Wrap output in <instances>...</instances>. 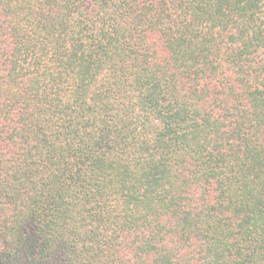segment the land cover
<instances>
[{
  "label": "trees",
  "instance_id": "1",
  "mask_svg": "<svg viewBox=\"0 0 264 264\" xmlns=\"http://www.w3.org/2000/svg\"><path fill=\"white\" fill-rule=\"evenodd\" d=\"M0 264H264V0H0Z\"/></svg>",
  "mask_w": 264,
  "mask_h": 264
}]
</instances>
